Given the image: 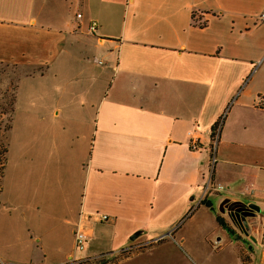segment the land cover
<instances>
[{
  "label": "crops",
  "instance_id": "0c3cea01",
  "mask_svg": "<svg viewBox=\"0 0 264 264\" xmlns=\"http://www.w3.org/2000/svg\"><path fill=\"white\" fill-rule=\"evenodd\" d=\"M263 12L264 0H0L15 109L0 262L77 264L166 237L128 261L160 264L195 206L234 236L215 203L229 219L224 202L264 205ZM225 112L212 180L226 191L205 192Z\"/></svg>",
  "mask_w": 264,
  "mask_h": 264
},
{
  "label": "rangeland",
  "instance_id": "374dc122",
  "mask_svg": "<svg viewBox=\"0 0 264 264\" xmlns=\"http://www.w3.org/2000/svg\"><path fill=\"white\" fill-rule=\"evenodd\" d=\"M10 85V88L7 85L3 88L0 87V108H5L13 99L14 86ZM5 132V127L0 128V188L4 158L2 152L7 136ZM222 186L225 187L226 191V186ZM241 203L254 204L261 210L256 218L249 221L250 232L255 242L245 240V238L237 239V229L230 220L231 218L229 219L227 215L220 213L221 202L218 201V204L215 203L216 211L225 219V224L234 229L236 232L234 236L220 230V226L211 214L213 212L207 210L206 206L200 208L195 206L192 212L181 222L184 223V226L174 236V240L166 239L167 241L163 244L165 246L163 250L168 252L167 256L157 255L155 260L160 264H259L262 256L261 245L264 243V205L246 200L241 201ZM168 242L172 245H169ZM155 245L154 243L129 253L118 252L113 255L98 257L90 264L101 260H106V264H128L129 259L148 252ZM0 264H9V262L2 260Z\"/></svg>",
  "mask_w": 264,
  "mask_h": 264
},
{
  "label": "built area",
  "instance_id": "2783aa9c",
  "mask_svg": "<svg viewBox=\"0 0 264 264\" xmlns=\"http://www.w3.org/2000/svg\"><path fill=\"white\" fill-rule=\"evenodd\" d=\"M77 18H81V15L80 14L77 15ZM259 20L264 22V12L259 15ZM97 28H98L97 22L93 21L91 23L89 31L91 33H95L97 31ZM99 64H102V62H99ZM226 115H227V112H225L223 114V116H221V118L219 119L217 124H215V126L213 127V130H212V144L210 147V163H209V174H208L209 180L207 182L205 192H208L210 190H214L218 193L225 191L224 186H222V185L215 186L212 179H213V175L215 173L216 165L218 163L217 147H218V141H219L223 121H224ZM188 135L190 138L191 148L193 150H197L199 147V139H198L197 135L194 132H189ZM243 194H246V193L244 192ZM94 217L101 220V221H106L108 219L106 215L95 214ZM170 235H171V233L169 234V236ZM164 238H166V237H161L155 241H152V242H149L146 244H141V245H136V246H128V247L124 248L123 250H121L120 253L132 252L133 250L140 249L142 247H145V246H148V245H151L154 243H158L161 240H163ZM74 241H75L76 251H78V252L84 251V249L86 247V242H87V235L81 228H78L76 230ZM261 246H262V256H261L259 264H264V243H262ZM94 260L95 259L82 260V261L78 262L77 264H90V263H93Z\"/></svg>",
  "mask_w": 264,
  "mask_h": 264
},
{
  "label": "flooded vegetation",
  "instance_id": "af4514ba",
  "mask_svg": "<svg viewBox=\"0 0 264 264\" xmlns=\"http://www.w3.org/2000/svg\"><path fill=\"white\" fill-rule=\"evenodd\" d=\"M225 207V212L229 214L234 226L237 229L238 237L237 239L245 238V240L255 242L253 239L249 221L257 217V213L255 211L246 210V206L244 207H235L232 204H228ZM253 212V213H251ZM255 214V215H248Z\"/></svg>",
  "mask_w": 264,
  "mask_h": 264
},
{
  "label": "trees",
  "instance_id": "16d2710c",
  "mask_svg": "<svg viewBox=\"0 0 264 264\" xmlns=\"http://www.w3.org/2000/svg\"><path fill=\"white\" fill-rule=\"evenodd\" d=\"M14 97L13 99L6 105V107L4 108H0V128L5 127L6 129V142H5V147H3V152L2 154H4V158H3V163H2V171H1V182H2V177L4 174V170H5V166H6V160H7V152H8V135L11 131L12 128V121H13V116H14ZM1 191V188H0ZM235 207H244L246 206L243 203H233L232 204ZM219 223L221 224V226H225V224L223 223L222 220L219 219ZM225 228V227H224ZM104 257V256H101ZM106 261V260H105ZM104 260L95 262L94 264H106Z\"/></svg>",
  "mask_w": 264,
  "mask_h": 264
},
{
  "label": "water",
  "instance_id": "95a60500",
  "mask_svg": "<svg viewBox=\"0 0 264 264\" xmlns=\"http://www.w3.org/2000/svg\"><path fill=\"white\" fill-rule=\"evenodd\" d=\"M226 205H228L227 202H224V203L222 204V212H225V207H224V206H226ZM245 208H246V210L255 211L257 214L261 212L260 208L257 207V206H255L254 204L246 205ZM251 213H253V212H251ZM248 215H255V214H248ZM136 237H137V236H134V237L132 238V240H134Z\"/></svg>",
  "mask_w": 264,
  "mask_h": 264
}]
</instances>
